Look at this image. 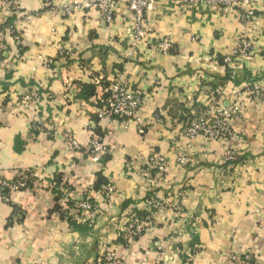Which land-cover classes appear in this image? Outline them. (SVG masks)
<instances>
[{
    "label": "crops",
    "instance_id": "crops-1",
    "mask_svg": "<svg viewBox=\"0 0 264 264\" xmlns=\"http://www.w3.org/2000/svg\"><path fill=\"white\" fill-rule=\"evenodd\" d=\"M12 1L16 10L0 0V182L26 169L35 176L27 190H0V264H104L103 244L123 264H238L230 254L264 264V102L246 94L252 83L264 87V0L220 8L156 1L137 48L123 4L107 24L83 6L89 0ZM67 5L77 8L65 15ZM14 20L18 41L6 30ZM242 35L252 41L248 59L235 55ZM164 39L167 52L159 51ZM113 82L142 98L136 120L98 116ZM32 91L38 100L24 101ZM236 101L237 138L184 136L191 117ZM37 119L49 133L31 130ZM93 139L106 151L89 148ZM156 154L167 159L165 177L147 170ZM60 189L92 201V225L63 221ZM136 212L149 221L124 248L121 229Z\"/></svg>",
    "mask_w": 264,
    "mask_h": 264
},
{
    "label": "built area",
    "instance_id": "built-area-1",
    "mask_svg": "<svg viewBox=\"0 0 264 264\" xmlns=\"http://www.w3.org/2000/svg\"><path fill=\"white\" fill-rule=\"evenodd\" d=\"M7 7L11 10H16V5L12 0H5ZM159 0H89L83 3L86 8L95 9L101 21L104 23H111L115 16V11L118 5H125L131 13V26L128 32L130 44L132 48H137L139 42L142 39L145 31V13L151 5ZM180 5L195 4L200 2H208L216 7H236L240 4H247L249 0H172ZM51 0H46V6H52ZM77 7L76 6H64L62 12L65 15L71 14ZM53 11H58L56 8L51 7ZM252 9H249L243 18L245 21H249L253 17ZM16 20L10 23L6 30L14 35L16 41L18 38L15 33ZM5 34L2 32L0 38L3 39ZM159 51L167 52L170 48V42L164 39L159 45ZM252 41L247 36H240L235 49V55L239 59L250 58V52L252 50ZM248 98H252L256 103L264 102V87L257 83H252L247 87L246 91ZM24 101L35 102L38 100V94L34 91L27 94ZM101 109L98 116L101 119H121L123 121L136 120L138 111L142 104V98L137 93L130 90L127 86L119 82H113L109 86L103 89L99 97ZM241 107L240 101H236L228 106L214 105L209 107L206 112H201L198 115L191 117L188 121V125L185 129L184 136L189 140H194L197 137H202L204 143L217 140H230L237 138V134L230 127L231 117L239 111ZM156 119V118H155ZM38 132L49 133L47 129V121L45 119H37L32 123L31 130ZM70 144L74 148H79L74 140L70 141ZM93 151H106L105 147L97 139H93L88 145ZM233 152V151H232ZM233 154V153H232ZM232 154L229 156L231 158ZM188 161V156L184 152H180L176 158V162L180 165H184ZM147 170L157 171L162 177H165L169 170L167 159L162 154H156L149 157L147 162ZM35 173L31 169L19 171L12 179H3L0 182V190L2 194L11 193L15 191L27 190L31 187ZM4 196V195H3ZM57 196V210L63 221L79 222L92 225L96 218V207L92 201L88 199L72 200L70 193L64 192L62 189L56 192ZM149 204L153 209H164V205L155 200H151ZM174 210L178 208L174 204L172 207ZM149 221V215L141 213H132L128 215V219L124 222L120 233V245L127 248L131 242L140 237L145 231L147 223ZM101 260L104 264H123L120 259H117L113 251H108L106 245H102ZM230 259L238 264H252L253 258L251 255L238 256L235 254L229 255ZM36 264V263H30Z\"/></svg>",
    "mask_w": 264,
    "mask_h": 264
},
{
    "label": "trees",
    "instance_id": "trees-1",
    "mask_svg": "<svg viewBox=\"0 0 264 264\" xmlns=\"http://www.w3.org/2000/svg\"><path fill=\"white\" fill-rule=\"evenodd\" d=\"M88 94H89V92H88ZM137 213V215H140L141 213H139V212H136Z\"/></svg>",
    "mask_w": 264,
    "mask_h": 264
}]
</instances>
